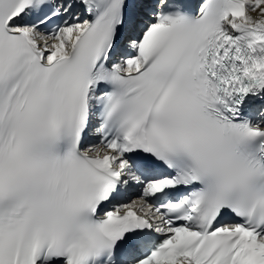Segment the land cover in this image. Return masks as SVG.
Wrapping results in <instances>:
<instances>
[{
  "label": "snow or ice",
  "instance_id": "1",
  "mask_svg": "<svg viewBox=\"0 0 264 264\" xmlns=\"http://www.w3.org/2000/svg\"><path fill=\"white\" fill-rule=\"evenodd\" d=\"M0 264H264V0H0Z\"/></svg>",
  "mask_w": 264,
  "mask_h": 264
}]
</instances>
